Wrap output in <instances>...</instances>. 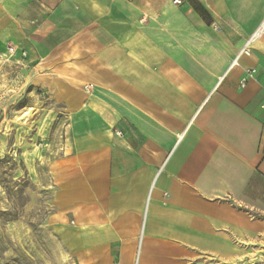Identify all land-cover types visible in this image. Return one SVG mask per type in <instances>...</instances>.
Returning <instances> with one entry per match:
<instances>
[{
  "label": "crops",
  "instance_id": "0c3cea01",
  "mask_svg": "<svg viewBox=\"0 0 264 264\" xmlns=\"http://www.w3.org/2000/svg\"><path fill=\"white\" fill-rule=\"evenodd\" d=\"M161 1L0 0V64L69 118L49 223L72 264H264V0Z\"/></svg>",
  "mask_w": 264,
  "mask_h": 264
},
{
  "label": "rangeland",
  "instance_id": "374dc122",
  "mask_svg": "<svg viewBox=\"0 0 264 264\" xmlns=\"http://www.w3.org/2000/svg\"><path fill=\"white\" fill-rule=\"evenodd\" d=\"M185 1V10H197L196 0ZM158 4L171 27L197 26L181 5ZM155 23L165 24L161 18ZM68 124L62 107L31 86L21 63L0 64V264H72L49 223L50 167L69 136Z\"/></svg>",
  "mask_w": 264,
  "mask_h": 264
},
{
  "label": "built area",
  "instance_id": "2783aa9c",
  "mask_svg": "<svg viewBox=\"0 0 264 264\" xmlns=\"http://www.w3.org/2000/svg\"><path fill=\"white\" fill-rule=\"evenodd\" d=\"M125 1L132 3L134 0H125ZM175 4L180 5L181 1H179V0L175 1ZM259 37H260V34L259 33H255L250 39L247 40L245 46L240 51V53H239V55L237 57V60L240 57H242V56H250V54H251V46ZM16 52H17L16 47L9 46L8 49H7V53H6L4 61L8 62L10 60V58L13 57L16 54ZM237 60L235 61V63L237 62ZM255 74H256V70L255 69H247L245 71L243 79L240 82V87L241 88H245L247 86L249 80L255 78ZM263 107H264V103H263ZM117 134L121 135V133H117Z\"/></svg>",
  "mask_w": 264,
  "mask_h": 264
},
{
  "label": "bare ground",
  "instance_id": "6f19581e",
  "mask_svg": "<svg viewBox=\"0 0 264 264\" xmlns=\"http://www.w3.org/2000/svg\"><path fill=\"white\" fill-rule=\"evenodd\" d=\"M261 30H262V27L260 26V28L258 29V31H257L256 33L261 34ZM27 115L29 116V114H27ZM25 116H26V115H25ZM28 116H27V117H28ZM23 118H24V117H23ZM25 118H26V117H25ZM25 118H24V119H25Z\"/></svg>",
  "mask_w": 264,
  "mask_h": 264
}]
</instances>
